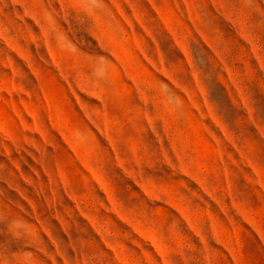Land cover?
<instances>
[{
    "label": "rangeland",
    "instance_id": "obj_1",
    "mask_svg": "<svg viewBox=\"0 0 264 264\" xmlns=\"http://www.w3.org/2000/svg\"><path fill=\"white\" fill-rule=\"evenodd\" d=\"M0 264H264V0H0Z\"/></svg>",
    "mask_w": 264,
    "mask_h": 264
}]
</instances>
